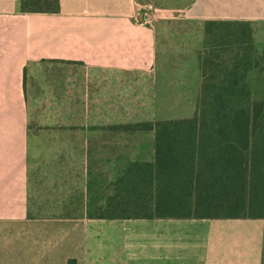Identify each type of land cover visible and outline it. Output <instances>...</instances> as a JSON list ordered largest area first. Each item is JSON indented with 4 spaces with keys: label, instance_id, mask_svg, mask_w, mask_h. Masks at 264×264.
I'll return each mask as SVG.
<instances>
[{
    "label": "crops",
    "instance_id": "crops-1",
    "mask_svg": "<svg viewBox=\"0 0 264 264\" xmlns=\"http://www.w3.org/2000/svg\"><path fill=\"white\" fill-rule=\"evenodd\" d=\"M19 1L0 0V264H264V218L98 217L130 165L155 159L136 126L192 118L142 109L198 103L205 21H249L264 48V0H150L153 26L140 0ZM152 84L162 97L143 107Z\"/></svg>",
    "mask_w": 264,
    "mask_h": 264
},
{
    "label": "trees",
    "instance_id": "trees-1",
    "mask_svg": "<svg viewBox=\"0 0 264 264\" xmlns=\"http://www.w3.org/2000/svg\"><path fill=\"white\" fill-rule=\"evenodd\" d=\"M60 0H20L19 13H58ZM249 21L207 20L198 52L195 115L137 125L155 132L153 162H134L114 183L100 219L264 218V100Z\"/></svg>",
    "mask_w": 264,
    "mask_h": 264
},
{
    "label": "rangeland",
    "instance_id": "rangeland-1",
    "mask_svg": "<svg viewBox=\"0 0 264 264\" xmlns=\"http://www.w3.org/2000/svg\"><path fill=\"white\" fill-rule=\"evenodd\" d=\"M255 55H257L259 57L258 59V65L255 67V69L249 74V83L251 85L252 88V92H253V97L257 100H264V48H257L255 49ZM167 81V79H165ZM161 81V79H160ZM169 82V81H168ZM157 85H153L152 84V91L149 95H146L145 93H143V107L144 105L147 103V101L145 100V98L148 96L149 97V101L151 100V102H156L158 99L160 100L162 97L161 93L158 92H154L153 89H155ZM169 96V95H167ZM174 96V100L176 99L177 95H173ZM179 96V95H178ZM154 103L151 104V106ZM189 107L186 108L185 110H160V109H142V114L143 117L145 116H162V115H168V116H172V118H180V117H193L196 113V105L195 104H188ZM13 230L11 228H8L6 226H0V247L1 244L3 245V243H1V241L4 240L5 237L9 236V238H13L12 236V232Z\"/></svg>",
    "mask_w": 264,
    "mask_h": 264
},
{
    "label": "built area",
    "instance_id": "built-area-1",
    "mask_svg": "<svg viewBox=\"0 0 264 264\" xmlns=\"http://www.w3.org/2000/svg\"><path fill=\"white\" fill-rule=\"evenodd\" d=\"M140 8V23L147 26H153L161 15V10L157 8L150 0L137 1Z\"/></svg>",
    "mask_w": 264,
    "mask_h": 264
}]
</instances>
